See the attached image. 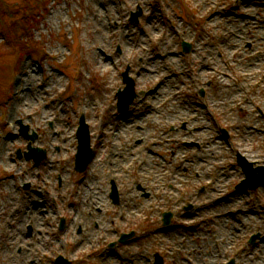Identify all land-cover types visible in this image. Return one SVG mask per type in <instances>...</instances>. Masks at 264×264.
<instances>
[{
    "label": "rangeland",
    "instance_id": "rangeland-1",
    "mask_svg": "<svg viewBox=\"0 0 264 264\" xmlns=\"http://www.w3.org/2000/svg\"><path fill=\"white\" fill-rule=\"evenodd\" d=\"M30 3L0 0V264H264V187L233 188L237 154L264 159V0ZM125 69L137 95L123 114ZM20 95L30 111L13 109ZM81 116L95 155L79 173ZM21 124L46 151L37 164Z\"/></svg>",
    "mask_w": 264,
    "mask_h": 264
},
{
    "label": "water",
    "instance_id": "water-1",
    "mask_svg": "<svg viewBox=\"0 0 264 264\" xmlns=\"http://www.w3.org/2000/svg\"><path fill=\"white\" fill-rule=\"evenodd\" d=\"M185 49L188 50L189 46L188 45H184ZM126 76V72L124 73ZM126 81L128 82V86L127 88H125V90L123 92L120 93L119 96H121V109L124 110L126 109V107L128 106V104L132 101L134 94L131 93L132 90V86H133V82L131 80H129L128 78H126ZM81 125H80V129L78 131V137H79V151L78 154L76 155V163H77V169L82 171L85 169L92 153L91 150L89 148V140H88V135L86 133V131L83 129V127H85L84 122H83V117H81ZM27 127L24 126L23 128V133H26L27 131ZM35 135H31V139L34 140L35 139ZM26 158H31L33 157L34 160L36 162L40 161L44 156H45V151L41 150L39 148H31L29 146V151L25 154ZM240 164L242 165L244 171H245V175H246V179L243 181V183L240 185L242 187H257L259 185H264V167H260L257 169H251V165L250 164H246L245 162H240ZM258 172V173H256ZM115 196V194H114ZM114 201L116 200L115 197ZM168 216V215H166ZM165 223H168V219H166ZM63 227V224L61 226V228ZM55 264H69V262L65 259H63L61 256H59L56 260ZM157 264H161V262H157Z\"/></svg>",
    "mask_w": 264,
    "mask_h": 264
},
{
    "label": "bare ground",
    "instance_id": "bare-ground-1",
    "mask_svg": "<svg viewBox=\"0 0 264 264\" xmlns=\"http://www.w3.org/2000/svg\"><path fill=\"white\" fill-rule=\"evenodd\" d=\"M99 19V18H98ZM100 20V19H99ZM94 21H97V19L96 18H94ZM95 56H96V58H97V61H96V64L97 65H95V67L96 68H99V69H101L102 71H105V69H106V65L107 64H102L101 62H99L98 61V53H95ZM256 64V63H255ZM29 69L31 68V67H28ZM250 73V72H249ZM27 74L30 76V77H32V76H34L35 75V73H32V70L30 69V71L29 72H27ZM252 75L251 74H248V76L246 75V78H244V80H243V83L244 84H246V85H250V82L252 81ZM59 79V78H58ZM22 91H24V90H22ZM24 95V94H23ZM22 97V95H20L19 97L18 96H16V100L14 99V102H13V105H12V107H13V109H15V110H17V109H25V110H27V111H30V105L32 104V100H31V102H30V100L29 99H27V98H25V99H23V97H22V99H19V98H21ZM25 97V96H24ZM28 102H30V104H28ZM22 104H23V106H22ZM20 106H21V108H20ZM24 113H26V112H24ZM43 116H45V114L43 113ZM128 128H127V130L128 131H130L131 130V123H129L128 124ZM124 132H127V131H124ZM118 134V136H119V134H121V133H117ZM97 133L95 132V136L97 137ZM116 147V144H115V146H114V148ZM3 149H4V145L3 144H0V166H2V165H4V163H3V158H4V152H3ZM241 154H243V153H241ZM5 161V160H4ZM96 163H97V161L95 160V162H93V164L92 165H95V167L97 166L96 165ZM61 168V167H60ZM87 188L89 189V190H91V191H93V192H95V189H96V187L93 185V184H89V185H87ZM93 198V197H92ZM8 234V233H7ZM9 235V234H8ZM13 242H15L16 243V245L18 246V245H22L23 243H24V238H21L19 235H15L12 239H11ZM7 253L6 252H3L2 253V256H5ZM4 258L2 257V260H3ZM9 262V261H8ZM8 262H6V264H8ZM26 261H24L22 264H24ZM25 264H29V262H26Z\"/></svg>",
    "mask_w": 264,
    "mask_h": 264
},
{
    "label": "trees",
    "instance_id": "trees-1",
    "mask_svg": "<svg viewBox=\"0 0 264 264\" xmlns=\"http://www.w3.org/2000/svg\"><path fill=\"white\" fill-rule=\"evenodd\" d=\"M31 3H32V2H31ZM31 3H30V0H25L24 9H26V10H30V9L27 8L26 6H27V5H31Z\"/></svg>",
    "mask_w": 264,
    "mask_h": 264
}]
</instances>
